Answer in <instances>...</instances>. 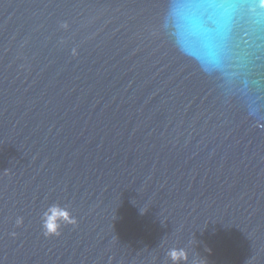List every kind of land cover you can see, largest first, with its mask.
<instances>
[{
    "label": "water",
    "instance_id": "95a60500",
    "mask_svg": "<svg viewBox=\"0 0 264 264\" xmlns=\"http://www.w3.org/2000/svg\"><path fill=\"white\" fill-rule=\"evenodd\" d=\"M202 2L0 0V264H264V8Z\"/></svg>",
    "mask_w": 264,
    "mask_h": 264
},
{
    "label": "clouds",
    "instance_id": "9594fccd",
    "mask_svg": "<svg viewBox=\"0 0 264 264\" xmlns=\"http://www.w3.org/2000/svg\"><path fill=\"white\" fill-rule=\"evenodd\" d=\"M259 6L264 8V0H259ZM183 10L195 13L201 18H205L206 22L217 24L226 21L234 10L233 4L217 3L215 0H208V2L191 3L179 6ZM66 26V25H65ZM210 32L211 29H208ZM55 211H59L63 219L58 220L53 224V215ZM43 233L47 237L60 235V230L65 224H76V219L67 205H61L59 202H54L47 206L41 216Z\"/></svg>",
    "mask_w": 264,
    "mask_h": 264
},
{
    "label": "snow or ice",
    "instance_id": "6c2138e0",
    "mask_svg": "<svg viewBox=\"0 0 264 264\" xmlns=\"http://www.w3.org/2000/svg\"><path fill=\"white\" fill-rule=\"evenodd\" d=\"M217 3L234 4L235 0H215Z\"/></svg>",
    "mask_w": 264,
    "mask_h": 264
}]
</instances>
